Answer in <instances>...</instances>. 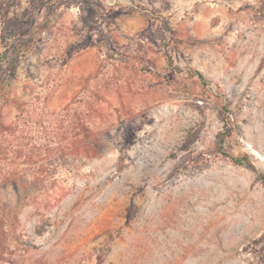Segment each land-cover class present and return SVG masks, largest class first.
Wrapping results in <instances>:
<instances>
[{
    "label": "rangeland",
    "instance_id": "obj_1",
    "mask_svg": "<svg viewBox=\"0 0 264 264\" xmlns=\"http://www.w3.org/2000/svg\"><path fill=\"white\" fill-rule=\"evenodd\" d=\"M262 172L264 0H0V264H264Z\"/></svg>",
    "mask_w": 264,
    "mask_h": 264
},
{
    "label": "trees",
    "instance_id": "obj_2",
    "mask_svg": "<svg viewBox=\"0 0 264 264\" xmlns=\"http://www.w3.org/2000/svg\"><path fill=\"white\" fill-rule=\"evenodd\" d=\"M195 72H196V74H197V75H198L203 81L205 80V79H204V75H203L200 71L196 70ZM228 132H230V130H229ZM221 136H222L221 140H223V139L225 138V136H226V133L223 132ZM234 161L239 162V163H242V160L239 159V158H236V157H234ZM260 178H261L262 181L264 182V172L260 173Z\"/></svg>",
    "mask_w": 264,
    "mask_h": 264
}]
</instances>
